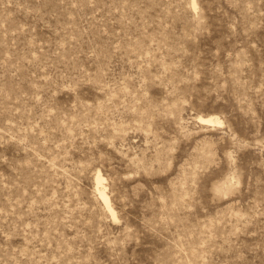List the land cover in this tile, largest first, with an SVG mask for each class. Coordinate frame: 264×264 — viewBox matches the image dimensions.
Masks as SVG:
<instances>
[{"label":"rangeland","instance_id":"rangeland-1","mask_svg":"<svg viewBox=\"0 0 264 264\" xmlns=\"http://www.w3.org/2000/svg\"><path fill=\"white\" fill-rule=\"evenodd\" d=\"M0 264H264V0H0Z\"/></svg>","mask_w":264,"mask_h":264},{"label":"bare ground","instance_id":"bare-ground-1","mask_svg":"<svg viewBox=\"0 0 264 264\" xmlns=\"http://www.w3.org/2000/svg\"><path fill=\"white\" fill-rule=\"evenodd\" d=\"M200 120L202 124L209 125V126L223 124V122L219 118H216V117L200 118ZM102 181H103V178L101 177L100 174H98L96 192L98 193L100 198L103 200L107 210L113 215V217H115V214L110 204V200L105 192Z\"/></svg>","mask_w":264,"mask_h":264}]
</instances>
